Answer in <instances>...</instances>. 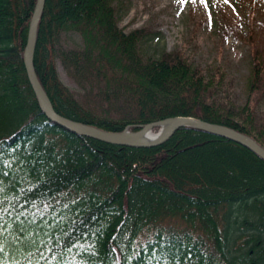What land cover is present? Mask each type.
Segmentation results:
<instances>
[{
  "label": "trees",
  "instance_id": "trees-1",
  "mask_svg": "<svg viewBox=\"0 0 264 264\" xmlns=\"http://www.w3.org/2000/svg\"><path fill=\"white\" fill-rule=\"evenodd\" d=\"M118 1H44L33 67L54 112L109 133L190 117L264 148L253 106L264 98L263 51L251 58L247 104L231 105L220 68L179 50L143 56L149 30L120 29ZM36 2L0 0V129L22 124L0 137V264H264V160L249 149L193 128L121 147L48 121L23 62ZM253 34L236 37L252 44ZM206 151L219 165L203 174L167 170Z\"/></svg>",
  "mask_w": 264,
  "mask_h": 264
},
{
  "label": "rangeland",
  "instance_id": "rangeland-1",
  "mask_svg": "<svg viewBox=\"0 0 264 264\" xmlns=\"http://www.w3.org/2000/svg\"><path fill=\"white\" fill-rule=\"evenodd\" d=\"M116 7L119 28L125 33L149 30V35L141 44L143 56L156 58L162 52L179 50L193 66L220 68L223 89H226L232 102L229 104L240 108L247 104L251 58L257 50L264 53V0H119ZM251 32L255 33L252 44L236 37V34ZM68 44L79 46V38H69ZM57 72L60 81L77 92L59 64ZM253 106L254 112L264 116V98ZM21 125L14 121L12 125L4 126L0 129V137L8 136ZM156 132L151 131V134ZM179 149H174V153ZM214 154L206 151L202 155L197 154L196 158L189 156L187 160L178 156L173 161H179L182 166L176 163V169L170 166L167 170L172 174L179 169L178 173H181L185 167V176L203 174L205 166L219 165V159ZM202 156H205V161L200 158Z\"/></svg>",
  "mask_w": 264,
  "mask_h": 264
},
{
  "label": "water",
  "instance_id": "water-1",
  "mask_svg": "<svg viewBox=\"0 0 264 264\" xmlns=\"http://www.w3.org/2000/svg\"><path fill=\"white\" fill-rule=\"evenodd\" d=\"M44 1L45 0H37L36 2V6L28 29L23 62L27 75V80L32 88V91L37 99V102L41 110L44 112L45 116L51 123L56 124L57 126L78 136L86 137L109 145L130 147V148H151V147L160 146L163 143H165L176 130L180 128L188 127L193 129H200L210 134L223 137L234 143H237L249 149L250 151H252L257 156H259L261 159L264 160V149L260 147L255 141H253L248 136H245L232 129L220 125L209 124L197 119L176 117L173 119H167V120L148 124L138 132L124 131L121 133H109L87 125L69 121L65 118L58 116L54 112L49 99L42 90L34 73V67H33V55H34L36 31H37L39 19L42 15ZM153 128H158V133L154 135L151 139L145 140L144 139L145 135L150 133Z\"/></svg>",
  "mask_w": 264,
  "mask_h": 264
},
{
  "label": "bare ground",
  "instance_id": "bare-ground-1",
  "mask_svg": "<svg viewBox=\"0 0 264 264\" xmlns=\"http://www.w3.org/2000/svg\"><path fill=\"white\" fill-rule=\"evenodd\" d=\"M153 136H154L153 134L148 133V134L145 135L144 139H145V140H146V139H151Z\"/></svg>",
  "mask_w": 264,
  "mask_h": 264
},
{
  "label": "snow or ice",
  "instance_id": "snow-or-ice-1",
  "mask_svg": "<svg viewBox=\"0 0 264 264\" xmlns=\"http://www.w3.org/2000/svg\"><path fill=\"white\" fill-rule=\"evenodd\" d=\"M3 251V247L2 246H0V252H2Z\"/></svg>",
  "mask_w": 264,
  "mask_h": 264
}]
</instances>
